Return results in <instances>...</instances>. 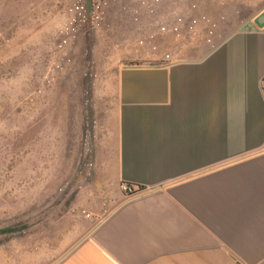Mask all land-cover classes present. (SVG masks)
<instances>
[{"label": "crops", "instance_id": "obj_1", "mask_svg": "<svg viewBox=\"0 0 264 264\" xmlns=\"http://www.w3.org/2000/svg\"><path fill=\"white\" fill-rule=\"evenodd\" d=\"M250 23L123 64L101 149L134 192L68 227L63 250L12 249L7 264H264V26Z\"/></svg>", "mask_w": 264, "mask_h": 264}, {"label": "rangeland", "instance_id": "obj_2", "mask_svg": "<svg viewBox=\"0 0 264 264\" xmlns=\"http://www.w3.org/2000/svg\"><path fill=\"white\" fill-rule=\"evenodd\" d=\"M91 1L88 11L85 0H0V264L12 249L63 250L68 227L118 203L114 157L101 147L123 64L202 47V35L264 9V0Z\"/></svg>", "mask_w": 264, "mask_h": 264}, {"label": "water", "instance_id": "obj_3", "mask_svg": "<svg viewBox=\"0 0 264 264\" xmlns=\"http://www.w3.org/2000/svg\"><path fill=\"white\" fill-rule=\"evenodd\" d=\"M85 4L87 6L88 11H91V0H85ZM254 22L259 25V26H264V9L259 12L257 15L254 17ZM246 24L251 25L250 21H246L242 24V26H245Z\"/></svg>", "mask_w": 264, "mask_h": 264}, {"label": "built area", "instance_id": "obj_4", "mask_svg": "<svg viewBox=\"0 0 264 264\" xmlns=\"http://www.w3.org/2000/svg\"><path fill=\"white\" fill-rule=\"evenodd\" d=\"M119 186L121 190L127 194L133 193L135 189V186H133L132 184H129L127 181H124V180L120 181ZM233 264H240V263L236 261Z\"/></svg>", "mask_w": 264, "mask_h": 264}]
</instances>
